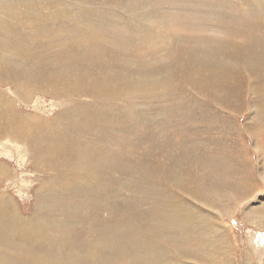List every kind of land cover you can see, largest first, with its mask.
Returning <instances> with one entry per match:
<instances>
[{"label":"rangeland","instance_id":"obj_1","mask_svg":"<svg viewBox=\"0 0 264 264\" xmlns=\"http://www.w3.org/2000/svg\"><path fill=\"white\" fill-rule=\"evenodd\" d=\"M113 1L108 0L107 3V0L106 2L90 0L87 2L100 9L110 3L113 5L109 6L110 10L99 12L102 14L100 16L91 15L92 11L90 13L83 11L87 15L82 10L69 11L57 0H51L52 3L50 0L35 1L42 15L33 10H24L19 0H16L15 8L9 6L10 1L8 3L7 0L0 1V19L7 18L6 22H11V25L18 28L11 29L12 37L10 32H0V52H3L4 57L13 62L18 56L22 68L29 63H35L36 61L31 62L33 58L42 62L45 58L48 62L44 59L43 63L48 67L47 73L51 68H63L57 82L60 81L59 79L66 81L64 84L62 81L58 84L59 86H55L57 89L53 86L48 88L44 82L36 88V83L30 82V89H32V91L29 89L31 95L28 97L30 98L24 99L22 94L24 91L20 90L13 79H4L0 76L2 79L0 80V166L6 169L5 176L0 177V197L4 198L5 195L10 198V203H14L18 208L12 209L13 216L16 218L8 219V224L3 223L0 217V234L13 241H23L28 247L42 235L52 236L54 240L60 242L62 234L71 233L65 224L72 217L71 213L66 212V218L60 224L46 219L39 222L38 218H34L32 222L24 221L27 217L31 218L39 208V190L44 193L43 199L48 198L52 200L50 201L52 203L53 201L68 203L71 206V200L77 201V198L72 199L71 195L64 193V188L58 187L57 181L62 180V176L64 180L71 176L72 179L77 180L78 183L75 180L73 184L79 189L81 186L76 175L81 172V178H85L87 171L86 175L89 176L88 181H90L91 174L94 173L90 174L89 169L96 164H101L99 166L103 172L105 169L110 171L105 175L114 177L113 181L108 180L102 183L104 185L115 183L117 191L113 186L111 191H100L101 184L94 179L92 187L84 185L87 189L89 188L88 192L96 184L98 186L95 192L86 194L87 200L88 195L96 194L98 197L96 202L103 201L96 206L103 211L104 208L110 207L108 201L115 199L114 204L117 205V209H121L118 212L124 215L122 218L128 224L131 221L135 226L138 222L140 226L144 221L142 215L147 214L149 207H158L157 205L160 204L155 196H158L156 194L158 186H144L143 189L135 192H121L123 185L120 181L125 179L131 186V181L142 178L144 177L142 175L146 174L145 164L143 165L146 159L159 165L164 158L166 163L162 172H168L167 166L171 160L178 203L183 205L187 201L190 203L193 201L192 210L189 213L193 219L189 224L192 226L170 228L163 225L167 230L164 236L168 241L170 240L165 243L168 242V245H171L170 249L173 247L171 250L174 252L171 254L164 252L156 264H203V260L199 257L204 255L209 258L207 264L209 262V264H218L219 261L220 264H264V75L259 76L254 83L249 67L246 64L234 62L232 70L240 72L242 79L235 84L234 90L237 92L235 95L223 97L224 101L234 103V109L231 112L211 102L206 90L199 87V92L198 88H193L191 79L189 83L185 80L180 81L179 75L176 80L183 90L172 88L165 92L163 89H154L147 95L131 89L128 84L130 80L122 76L134 65L144 66L148 59V63L153 64L156 58L170 59L174 54L176 58H180L183 55L181 53L183 48L191 45L202 47L209 44L208 49H213L214 55L223 56L227 50L240 45L241 48L245 45H254L255 42L264 43V0H150L148 4L152 6L156 17L151 22L148 21L149 24L146 27L133 29H128L127 24L118 23L120 20L123 22L124 17L127 16L126 10L129 8H119L124 3H128V0ZM118 1H122L123 4L121 5ZM49 2L53 9L48 6ZM71 2L78 4L75 0ZM104 2L106 5H101ZM42 4L47 5L42 6ZM117 5L120 6L117 7ZM147 8L144 5V10ZM39 24L41 25L38 26ZM6 35H8L7 41H5ZM180 39L184 41L178 42ZM249 50L244 49L240 52L244 54ZM85 54L90 56L91 59H87L91 60V66L81 69L83 66L73 62V58ZM104 57L106 59L110 57L112 60L110 58L104 60ZM185 59L176 61V64L186 74L188 67L180 66V61ZM191 59L198 60L195 56ZM1 61L2 59L0 63ZM126 66L131 67L128 69ZM80 73L81 76H79ZM86 73L88 74L85 75ZM34 75L39 74L35 72ZM122 78L126 81L124 82ZM79 79H83L90 89L86 86L83 90L72 85ZM91 83L95 84L92 88L89 85ZM172 84L174 85L175 81ZM41 85L44 88L41 89ZM259 87H262L260 90L263 92L258 89ZM113 90L118 94L115 100H113L114 97L109 96V98L105 95L109 92L114 93ZM131 91L140 97L137 99L138 105L146 106L136 107L129 104L128 108L126 102L120 101L132 95L129 94ZM96 92L100 96L97 101L100 104L98 110H93L94 108L83 110L85 108L81 104L85 101L81 103L77 101L75 94H83L81 99L85 100L84 97L89 96L84 93L92 95ZM177 93L185 96L179 97ZM186 93L189 95L186 96ZM105 100L118 105L110 110ZM187 101L193 104H188ZM1 104H6L7 108ZM145 109H153L154 112L144 113ZM254 112L258 114L253 117ZM177 127H182L186 136L172 134ZM51 129L52 131H49ZM108 143L109 146H107ZM164 146H173V154L171 155L169 150H164ZM97 147L101 150L100 152ZM235 151H239L237 157L233 156ZM96 157L100 163L94 159ZM61 158L63 159L60 160ZM179 159L182 160L176 166ZM83 161H86L85 165ZM76 168L78 172L75 171ZM184 168L189 171L188 174L184 172ZM96 169L98 170V167ZM100 170L95 173V177H104ZM68 171H75V173H68ZM133 172L138 173L137 178L133 176ZM164 178L165 175L160 177V186L163 185ZM149 181L153 182L152 178ZM67 189L65 188V191ZM82 189L80 190L83 191ZM58 190L63 191L60 193ZM196 192L198 201L190 199ZM126 196L129 200L124 199L122 202V198ZM207 196L209 200L205 201L204 197ZM154 200L159 201L158 204ZM92 201L93 199L89 198L87 202ZM87 202L85 205H89L88 212L92 215L97 209L94 206L93 209V204ZM75 208H78V205H75ZM171 208L167 206L162 211L165 215L171 214ZM112 209L117 211L115 208ZM104 214L107 216V212ZM132 214H136V217ZM161 220L160 218L155 220L157 224L152 228L153 235L149 233L144 235L141 231L131 229L130 242L133 245V252L140 250L139 264H153L154 253L152 252L158 249V245L164 244L155 236ZM159 235L161 236L160 232ZM148 237H153L155 243L149 248L147 241L140 245V242ZM74 242L77 244V241L70 239L63 244L72 246ZM119 259L125 260L121 249L116 250L110 259H105V262L101 264Z\"/></svg>","mask_w":264,"mask_h":264},{"label":"bare ground","instance_id":"obj_2","mask_svg":"<svg viewBox=\"0 0 264 264\" xmlns=\"http://www.w3.org/2000/svg\"><path fill=\"white\" fill-rule=\"evenodd\" d=\"M9 1H10V3H8ZM35 1H38V0H19V2L21 3V6L23 5V7H24L23 9L24 10H29V11L30 10H33L35 12H39L42 15L43 13H42L41 9H39L37 7V5L35 4ZM57 1L59 3H61V4H63L65 6V9L67 8V9H69V11L70 10H75V9L76 10H82V12L85 11V13L86 12L90 13V11H92L90 14L91 15H96V16L102 15L100 13H103V10L104 11H106L108 9L110 10L111 9L110 7L113 6V5H110L111 3L109 2L110 4H108V6L100 9V7L94 6V4L91 5V3H87V2H90V0H75L76 2H78V4L77 3H72L71 0H66L64 2L62 0H57ZM97 1H100V0H97ZM149 1L150 0H128L127 1L128 3H126V4L125 3L123 4L122 1H118L121 5L123 4L122 6L117 5V7L120 6L119 9H127V8H129L128 10H126L128 13H127V16L124 17L123 22H122V20H120V21H118V23H121L123 25H126L127 24L126 26L128 27V29H133L134 27H136V28L137 27H146L149 24L148 21L151 22V20H153L154 17H156V16H154V12L155 11L154 10H153L154 12L152 11V6H149V4H148ZM50 2H51V0H50ZM105 2H106V0H105ZM105 2H104V4L101 3V5H106ZM7 3L12 8H15L14 7V4L17 5L16 0H7ZM12 3H13V5H12ZM51 3L48 6H51L52 7V4ZM54 3L57 5L56 2H54ZM107 3H108V0H107ZM116 4H117V2H116ZM141 4H143V5L141 6ZM44 5H47V4H42V6H44ZM144 5H146L148 7L147 10H144ZM9 6H8V8H9ZM32 7H34V9H32ZM52 9H53V7H52ZM52 9H50V11ZM112 10H113V8H112ZM48 12H49V10L46 11V14ZM54 13H56V12H54ZM44 14H45V12H44ZM85 15H87V14H85ZM74 16L76 17L77 15H74ZM79 17H82V16L79 15ZM84 17H83V19H84ZM6 19L7 18L0 19V32H10V36L12 37L11 29L17 30L18 28L16 26H14V25H11L12 24L11 22H6ZM40 25L41 24H39L38 26H40ZM87 26L89 27L88 24H87ZM43 28H45V27H43ZM7 40H8V35H6V38H5V41H7ZM183 41H184L183 39H180L178 42H183ZM250 42L248 44H250ZM207 44H208V42H207ZM251 45H253V44H250L249 46H246L245 45L244 47L242 46L241 48H240V46H241L240 45L237 48L235 47L234 49L233 48L232 49H229V50H227L228 53L226 51L223 56H221L220 54L214 55L213 52H212L213 49H208L209 44H208V46H204L203 45L202 47L200 45H196V46H192L191 45V46H188L187 48L186 47L183 48V50L181 52V53H183V55L180 56V58H176V56L174 54V56H172V57L170 56L171 57L170 59H167V58H164V59L156 58L155 61L153 62V64H151L152 62L151 63H148V60H149L148 59V60H146V64H144V66H142V65H134L132 68H130L131 66L130 67L126 66V67H128V69L130 68L129 71L126 69L128 72H126V74H122V73L121 74H122V76H125V77H127L130 80V82L128 84L130 85L129 87L131 89L141 91L144 95H147L150 91H152L154 89H156V90L163 89V91H165V92L166 91H169L172 88H178L179 90H183V89H181V87L177 83L176 78L178 77V75H179V80L180 81L185 80V82L189 83V81L191 79V85H192L193 88H198L199 89V92H200V88H202L204 91L206 90L205 92L207 93L208 98L211 99V102H214L217 106L225 109L226 111H230L231 112L234 109V103H231V102H228V101H224L223 100V97H225V96L230 97L232 95H235L237 93L234 90L236 88L235 87V84L242 79V74L240 72H238L236 70H232L234 68V62H240L242 65L246 64L249 67L250 74H251V78H252V80H253L254 83H256V80H257V78L259 76H263L264 75V43H257V42H255V44L253 46H251ZM244 49H250L251 51L249 50L248 53H244L243 54L240 51H242ZM118 54H120V53H118ZM37 56H40V55H37ZM107 56H109V55L107 54ZM192 56H195L198 60L191 59ZM17 57L18 56H16V60H13V62H14L13 63L10 59L4 57L3 52H0V59H2V61L0 63V76L2 78H4V79H7V78L13 79L14 82H15V84L20 88V90L21 91H24V92H22V94L25 97L24 99H26L29 95H31V92H29L30 82L36 83V86H37L36 88H38V86L41 83H43V82L45 83V85L48 88H51L52 86L54 88H56L55 86H57L59 83H62V81H63V84L66 82V81H64V79L63 80L62 79H59L60 81L57 82V78H58V76L60 74V71L63 68L56 67V68L53 69V68L50 67L51 70L47 73L48 67L46 65H44V63H43L45 58L43 59V62L40 61V60H38V59L35 60L33 58L31 60V62L32 61H36L35 63H29V64H27L26 66H24L22 68V66L20 65V63L18 61L19 58H17ZM110 57H112V56H110ZM110 57H108V58H110ZM38 58H43V57H38ZM87 58H90V56H88L86 54L84 56H81V57H74L73 58V62H76V63H78V65L83 66V68H81V69H84V68H86L85 66H91V60H90L91 58L90 59H87ZM108 58L106 59V57H104V60H109ZM182 58L183 59L186 58L185 60H181L180 61V66L182 68L183 67H188V72L186 74L176 64V61H178V60H180ZM123 59H124V57H123ZM46 60L47 59H45V62H48ZM100 61H103V60L100 59ZM200 61L202 62V64H201ZM66 64H67V62H66ZM100 64H102V63H100ZM73 65H75V64H73ZM93 65H95V64H93ZM107 65H109V63ZM15 68H16V70H15ZM92 68H93V66H92ZM92 68H90V69H91L92 72H94L93 71L94 68L93 69ZM74 69H75V67H74ZM230 70H232V71H230ZM76 71H77V69H76ZM35 72H37L39 75H34ZM103 72H105V71H103ZM87 74L88 73H86L85 75H87ZM104 74H106V73H104ZM75 75H77V74H75ZM79 76H81V73H80ZM89 76H90V73H89ZM76 77H78V76H76ZM71 78H72V76H71ZM104 78H106V77H104ZM119 78H120V75H119ZM0 80H2V79L0 78ZM263 80H264V78H263ZM85 81H87V80H85ZM123 81H124V79H123ZM173 81H175V84L174 85L172 84ZM72 85H74V86H76V87H78L80 89H83V90L86 89V86H87V89H90L89 86L86 83H84L83 79H79L78 81H75V83H73ZM89 85H91V88H92L95 84L93 85L91 83ZM46 86H45V88H46ZM42 87L43 86L41 85V89H42ZM111 88H112V86H111ZM258 89L260 90V89H262V87H259ZM25 90H28V91H25ZM36 90H38V89H36ZM104 90H105V88H104ZM30 91H32V89H30ZM52 91H53V89H52ZM70 91H72V90L70 89ZM101 91H99V93ZM113 91H115V90H113ZM260 91L263 92V90H260ZM107 92H109V91H107ZM114 93L110 94V92H109L107 94L105 93V95H107L106 97H109V96L110 97H114L113 100H115V98H117V95L118 94L116 93V91ZM84 94L89 96V97H84L85 100H82L81 99V96L83 94L82 95H80L79 93L78 94H75V96L77 97L76 98L77 101L79 100L80 103L83 102V101H85L84 104H81V106H83L85 108L83 110H89V109H92V108H94L93 110H96V109L98 110V106H100V104H98L99 102L97 103V101H98V99H100V96L97 95V92L94 93V94H92V95H89V94H86V93H84ZM129 94H132V95H130V96L127 95L128 98H123V100H120L119 99L120 101L126 102L127 103V107H128L129 104H131L132 106L134 105L136 107H138V106H141V107L142 106H146V105H138L137 99H139L140 97L136 93H134V92L131 91V93H129ZM177 94H178L179 97L185 96V95L180 94V93H177ZM105 95H103V96H105ZM187 95H189V93H186V96ZM127 96H125V97H127ZM28 98H30V97H28ZM149 99L150 98H148V100ZM105 102H106L105 104H107L109 106V109L110 110H111V108L117 107V105H118V104H115V103H112V102L106 101V100H105ZM187 102H188V104H193L192 102H189V101H187ZM96 103H97V105H95ZM1 105L4 106L5 108H7L6 104H1ZM145 108H147V107H145ZM67 109H65V110H67ZM162 110L164 111V109H162ZM145 111L146 112H144V113L154 112L153 109L152 110L151 109L150 110L145 109ZM106 112L109 113L110 111H106ZM117 113H118V111H117ZM130 113H132V112H130ZM256 114H258V113L254 112V114H252L253 117ZM74 116H76V115H74ZM95 116H97V115L95 114ZM116 116H118V115H116ZM40 117H41V115H40ZM98 118H99V116H98ZM53 120H54V118H53ZM97 123H99V122H97ZM64 124H66V123H64ZM68 124H70V123H68ZM100 125H99V127H100ZM76 126H77V124H76ZM66 127H68V126H66ZM64 128H61V129H64ZM100 128L102 129V127H100ZM152 128H154V127H152ZM49 131H52V129L49 130ZM93 131H95V130H93ZM180 131H182V132L179 133ZM183 131H184V129L182 127H177V130L176 131L173 130L172 131V134L173 133L174 134L175 133H178V134H182L183 136H186V133H184ZM63 132L65 133L64 130H63ZM103 132H105V131H103ZM66 133H67V131H66ZM0 134H1V132H0ZM69 134H70V132H69ZM74 134L75 133H73V135ZM107 136H108V134H107ZM107 136L105 138H107ZM96 139H97V137H96ZM108 139H111V138H108ZM106 141H108V140H106ZM106 144H107V142H106ZM84 145H85V143H84ZM107 146H109V143H108ZM105 148H106V145H105ZM89 149H91V148H89ZM97 149H98V147H97ZM109 149L112 150V148H109ZM109 149H107V151ZM173 149H174L173 146H170V147L169 146H164V150H169L170 153H171V155L174 152ZM100 151L101 150H99V152ZM96 152H98V151L96 150ZM238 152L239 151L233 152V156L234 157H237L238 156L237 155ZM70 153L71 152H69V154ZM66 154H68V153H66ZM81 154H82V152H81ZM102 154H101V156H102ZM88 155H90V153ZM83 157H85V155ZM188 157H190V155ZM79 158H80V156H79ZM62 159L63 158H61L60 160H62ZM94 159L97 160V157L94 158ZM182 159H179L176 162V166L178 165L179 162H181ZM97 161H99V163H100V160H97ZM85 162L86 161H83V164L84 165H85ZM74 163H75V161H74ZM87 163H89V162H87ZM95 163H97V162H95ZM165 163H166V160L164 158H163L162 161L159 162V165H157L155 162H152L151 160L146 159L145 160V163H143V165L145 164V169H146L145 170V173L146 174L142 175L144 177L137 178L136 175L138 173L137 172H133V176H136L137 179H135V181H131L132 182L131 186H129V184L126 183L125 179H122V181H120L121 184L123 185L122 189L120 190L121 192H123V191H125V192H129V191L135 192V191H138V190L143 189L144 186L145 187H148V186H151V187L152 186L153 187L154 186H158V193H156V194H158V196L157 195H155V196L157 197V199H159L160 204H158L159 201L156 202V200H154L158 204L157 205L158 207H149V210L146 211L147 214L145 212L144 214H146V215H142V216H144V221H143V224H141L140 226H138V222L135 224V226L132 224L131 221L128 224L122 218V217H124V215H121L123 213H119L118 212L121 209H117V205L114 204L115 199L113 201L111 200L113 204L111 203V201H108V205L110 204V207L104 208L103 211L102 210H99L97 208V206H96V204H98L100 202H103L102 200L96 202V199L98 198L96 194H93V195H90V196L88 195V197L90 199H93V201H95V202H93V201L91 203L90 202H87L89 200V198L87 200V195L86 194L87 193L88 194H91V193L95 192L94 191L95 188H98L97 184L95 183L96 181H98L101 184V185H99V187H102V189L100 191H111L112 190L111 189L112 186H113L114 190L117 191L116 186H115V183H112L110 185L107 184V183L105 185L103 184L104 183L103 181H108V180H112L113 181L114 180V177L112 175L111 176L105 175L106 172H110V171L108 169H105L104 172H103V169L100 170L101 167L99 165H101V164H96L95 165V166L98 167V170L96 169L97 167H95V166L90 167L92 169H89L90 170L89 173L90 174L91 173H94V174H91L92 175L91 176L92 178H90V181H88V177L89 176L86 175L87 174V171L85 172L86 173L85 174V178H81L82 177L81 176L82 175L81 172L78 173V175L75 174L77 176L78 180H79V186H81V188L79 187V189H78V186H77L78 184H76L77 187H75V184H73V182H75L76 179H72L71 176L67 180H64L63 179V176H62L61 178L64 181H62V180L57 181L58 187L64 188V191L62 190L64 193L67 192L69 195H71L70 197L72 199H74L75 197L77 198V201L76 200L75 201H72L71 200V203L73 204V205L71 204V206L72 207L74 206V208H72L68 203H55L54 201L52 203V202H50L52 200H49L48 198H46V199L44 198L43 199L44 193L43 192H39L40 191L39 190L38 191V194H39L38 195V198L40 197V199L38 200L39 208H38V210L36 212L33 213V215L31 216V218H28L27 217L24 222H32L34 220V218L35 219L38 218L39 222H42V221H44L46 219L47 221H51V222H55L57 224H60L66 218L65 213L66 212H69V213L72 214V217H70L69 220L65 224L68 226L69 231L71 233H74L75 235H73L71 233L70 234H62L61 235L62 239H61L60 242L59 241L57 242L56 240H54L52 236L42 235V236H40V237H38L36 239V241L34 242V244L32 246H29L28 247L26 244L23 243V241H13V240H10L9 238L5 237L4 235H1L0 234V264H101V263L105 262V259H110V257L118 249H121L122 254H123L125 260L119 259V260H116V261L107 262L106 264H139L138 258L140 257V250H137L136 252H133V245L130 242L131 229L134 228V230L136 229L137 231H141V234H144V235H147L148 233L151 234V235H153L152 234V228L154 227V225L157 224V221L155 222V220L158 219V218H160L162 220L160 221V223H158V230L155 231V236L158 237L161 241H163L164 244L162 246L161 245H158V249L155 252H152V254L154 253V255H153V264H156V262L159 259H161V255L164 252L165 253H169V254H171V252H174V251H172L173 250L172 249L173 247H171V249H172L171 250L170 249V246L171 245L170 246L168 245V242H170V240L168 241L165 238V236H164V234H165V232H167V230H166V228L163 225L168 226L170 228H179V227H181L183 225L192 226V225H189V224H191L192 219H193L190 216V214H189L190 211L192 210V206L191 205H192V202L193 201L191 200L192 201L191 203L189 201H187V203H185L183 205H180L178 203V200H177V193L178 192H177L176 187L174 186V182H173L174 181V174H173V168L171 167L172 166L171 160L169 161V166H167L168 172L167 171L162 172V170H164V168H165ZM55 165H57V163ZM76 165L77 164H75V166ZM89 166H87V167L89 168ZM183 166L185 167L184 164H183ZM57 167L58 168H61L60 166H57ZM83 168H85V167H83ZM134 168H136V167H134ZM77 169L78 168H76L75 171H77ZM79 170L81 171V169H79ZM99 170L102 173V176H104V177H98V176L95 177V173L99 172ZM176 170H177V167H176ZM5 171H6L5 167L2 168L0 166V177L5 176V173H4ZM75 171L74 172H71V171L69 172L68 171V173H75ZM184 172L187 173V174L189 173V171L186 168H184ZM117 174H119V172H117ZM163 175H165V178L163 180V185L160 186V184H159L160 177L163 176ZM151 178H152V181L153 182H150L149 181V179L151 180ZM94 179L96 180L94 182L96 184V186H94V188H91L89 190V192H88V189L89 188L87 189L86 187L88 185L89 186L91 185V187H92L93 180ZM69 182H70L71 185L69 184ZM76 182H77V180H76ZM122 182H124V183H122ZM47 183H45V184H47ZM84 185H86V187H84ZM64 186H66V187H64ZM151 187H150V189H151ZM65 188L66 189L67 188H70V189H67L65 191ZM80 189H82L83 191H81ZM86 189H87V191H86ZM69 195H67V196H69ZM145 195H148V194L145 193ZM149 195L152 197V195L150 193H149ZM197 196H198V194L196 192L193 195L192 198L188 197V199L189 198L190 199H196L198 201ZM3 197L4 198L0 197V217H1V221L3 223L8 224V219L9 220H13V219L16 218V216H13L12 209H18V208L15 207V204L14 203L13 204L10 203V201H9L10 198L5 197V195ZM64 198H67V197H64ZM55 199H57V198H55ZM124 199L125 200L126 199L129 200V197L128 196L123 197L122 198V202L124 201ZM204 200L205 201H208L209 200V197L208 196L206 198L204 197ZM204 200H203V202H205ZM55 201L57 202L58 200H55ZM86 202L87 203H90V204H93L92 207L94 206L97 209V210H95L93 212L92 215H90L89 212H88L89 205H85ZM156 203H155V205H156ZM205 203H207V202H205ZM75 205H78V208H75ZM167 206L172 207L171 208L172 211H171V214L165 215L164 214L165 212L163 213L162 210H163L164 207H167ZM94 207H93V209H94ZM112 208L117 209V211H113ZM99 211L101 213H99ZM104 212H107V216H105ZM132 216L133 217H136V214H132ZM115 218H116V220H115ZM150 219H152V220H150ZM194 224L195 223H193V226H195ZM159 232H160V234H161L162 237L159 235ZM70 239H72L73 241L74 240L77 241V244L74 242V245H72V246H64L63 242L68 241ZM146 241H147V247L148 248L155 243V239L153 237H148L146 240L145 239L142 240L140 242V245L143 244V243H145ZM165 241H168V242L165 243ZM178 255L179 254H177V256ZM199 259L200 260L201 259L203 260V262H204L203 264H207V262L209 261V258H207V255L201 256V257H199ZM218 264H220V261L218 262Z\"/></svg>","mask_w":264,"mask_h":264}]
</instances>
